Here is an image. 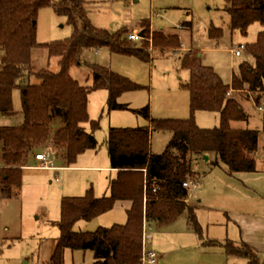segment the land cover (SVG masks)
Returning a JSON list of instances; mask_svg holds the SVG:
<instances>
[{
  "label": "trees",
  "instance_id": "16d2710c",
  "mask_svg": "<svg viewBox=\"0 0 264 264\" xmlns=\"http://www.w3.org/2000/svg\"><path fill=\"white\" fill-rule=\"evenodd\" d=\"M226 1L232 29L247 33L253 22L264 24V0ZM45 6L54 7L68 18L73 26L69 37L49 42L38 40V14ZM182 24L191 27L192 20ZM150 25V18L142 20L145 37L140 45L129 39L127 26L109 30L95 25L86 0H0V114L13 112L17 87L24 114L23 121L17 124L1 123L0 119L2 160L12 150L25 152V148L33 149L50 140L66 164L74 162L83 150L98 147L94 131L84 125L91 121L94 128L98 126V121L89 116V92L109 88L110 109L130 108L129 103L118 100L119 96L145 85L106 64L86 58L85 54L90 49L108 47L112 52L149 60L151 45H183L179 31L163 28L151 31ZM146 35L151 36L146 39ZM35 46L47 47L51 56L59 55V70H34L31 59ZM245 48L254 55L255 62L242 61L229 83L212 66L203 64V71L196 70L202 62L200 57L186 53L184 63L193 68L190 81L185 84L191 94L189 116L154 117L146 105L136 110L149 117L150 123L110 127L108 150L112 167L118 169L110 180V193L96 195L90 187L84 195L61 197V232L51 255L52 264H65L66 248L92 249L91 264H141L146 225L172 223L186 211L188 222L203 245H222L230 255L244 256L250 264H264L260 248L253 243L244 239L236 242L229 238L224 241L206 238L197 220L196 206L187 201L191 185L184 184L186 180H200V172L192 169L194 153H217L219 157L213 164L226 163L230 173L258 167L260 129L235 127L232 122L249 117L240 94L246 93L264 106V27ZM75 64L89 67L92 77L89 85L72 75L71 67ZM199 110L218 111L219 124L200 125L196 118ZM155 129L173 131L168 146L161 152L152 150L151 136ZM11 146L12 149L8 148ZM22 170V166L8 162L0 165L1 197L19 193ZM121 199L131 201L125 222L100 225L94 230L74 228L78 220L92 219L112 209Z\"/></svg>",
  "mask_w": 264,
  "mask_h": 264
},
{
  "label": "rangeland",
  "instance_id": "374dc122",
  "mask_svg": "<svg viewBox=\"0 0 264 264\" xmlns=\"http://www.w3.org/2000/svg\"><path fill=\"white\" fill-rule=\"evenodd\" d=\"M86 5L90 8L94 24L109 30L121 26L130 29L141 26L143 29V18H150L155 28L170 29L178 26L177 30L185 41L184 46L189 49H162L152 45L149 60L112 52L108 47L86 52V58L106 64L145 87L122 93L118 100L129 103L131 107L120 109L109 108V88L91 90L88 95V112L91 119L98 121V126L94 128L91 121L84 125L94 131L98 147L83 150L71 164H66L57 154L56 163L66 166L60 171L59 185L51 182L47 170L26 166L22 170L19 193L0 196V264H52L51 255L61 232L59 220L62 204L53 191H59L62 197L84 195L90 187H93L96 195L110 193L108 185L111 176L116 174L107 168L110 163L107 144L110 127L150 123L149 117L141 110H136L146 105L150 106L154 117L189 116L191 94L185 84L190 81L193 68L184 63L186 53L199 56L201 63L212 66L229 83L234 71H239L242 61L255 62L254 55L241 47V44L245 46L248 41L255 40L259 30L264 27L263 23L255 21L247 33L232 29L226 0H86ZM185 19L192 20L191 27H179ZM72 31L73 26L68 18L59 14L54 7L45 6L40 9L37 24L39 41L66 39ZM150 36L146 35V39ZM136 42L140 45L144 43L142 38ZM237 48H241V54L235 53ZM59 59V55L51 56L45 46L32 49L31 65L34 70H59ZM71 73L83 84L89 85L92 81L90 69L85 64L72 65ZM240 95L239 99L249 117L234 120L232 124L235 127L260 129L258 170L229 174L224 162L221 161L222 166L213 164V160L219 157L217 153H212L211 160L203 154L192 155V169L200 171L203 176L199 182L191 184L190 205L196 206L197 220L203 227L205 237L221 241L229 238L239 242L242 239L241 230L235 224L230 209H255V212L264 210V201L259 207L257 204L247 205V199L253 194H264V106L261 107L246 93ZM14 103L13 112L1 123L17 124L23 121L18 87L14 89ZM196 118L202 126H215L220 122L218 111L199 110ZM172 136L171 129H155L151 136L153 151H163ZM49 143L52 140L33 149L25 148V152L12 150L6 160L3 158V162L12 165L37 164L39 161L34 154L45 149ZM8 148L12 149V146ZM2 149L0 145V151ZM248 185L253 189L250 190ZM127 217L126 204L119 202L92 219L78 220L74 228L94 230L100 225L125 222ZM188 221L186 211L172 223L153 222L146 225V242L161 254L154 264H227L222 257L225 255H221L217 247H205L200 243L199 234ZM260 245L264 251V245ZM260 255L264 256V253ZM93 260L94 251L90 248L65 250V264H91Z\"/></svg>",
  "mask_w": 264,
  "mask_h": 264
},
{
  "label": "crops",
  "instance_id": "0c3cea01",
  "mask_svg": "<svg viewBox=\"0 0 264 264\" xmlns=\"http://www.w3.org/2000/svg\"><path fill=\"white\" fill-rule=\"evenodd\" d=\"M90 9V8H89ZM144 19V18H143ZM186 20V19H185ZM185 20H183V21H185ZM183 21L181 22V24H180V26L179 27H181V28H185L184 27V25L182 24L183 23ZM182 25V26H181ZM141 27V26H140ZM178 26H174V28H170V29H167V30H172V31H178L177 28ZM118 28H120V27H118ZM117 28V29H118ZM150 29H151V31H154V29H156L155 27H152V25H150ZM163 29H165V28H163ZM116 30V29H115ZM182 30V29H181ZM180 34H181V32H180ZM182 37V36H181ZM183 40V39H182ZM184 43H185V41H183V45L181 46V47H160V48H162V49H167V48H183V49H185V50H187V49H189L188 48V46L187 47H185L184 46ZM152 46V45H151ZM154 47V46H153ZM153 49V48H152ZM199 55L201 56V53H199ZM205 65V64H204ZM11 114V112H5V113H2V114H0V115H2V117H1V119L2 120H4V119H6L8 116L7 115H10ZM151 144H152V140H151ZM152 148H153V145H152ZM153 150V149H152ZM208 155V157H206L208 160H211L212 159V153H210V154H207ZM206 155V156H207ZM109 157H110V155H109ZM31 158H33V157H31ZM110 159V158H109ZM257 160H258V157H257ZM3 163V160L2 159H0V165ZM222 162H220V164L219 165H215V166H222ZM226 164V163H225ZM16 165H18V164H16ZM227 165V164H226ZM20 166H22L23 168H26V166L25 165H20ZM28 168H30V167H28ZM31 168H35V167H31ZM107 168L109 169V170H111V171H115L116 172V174L114 175V177L117 175V170L118 169H116V168H114V167H112V164H111V159H110V163H109V165L107 166ZM227 168H228V173L229 174H233V173H230L229 172V167H228V165H227ZM43 169V168H42ZM258 170V168L256 169V170H242V171H236V172H234V173H240V172H248V171H257ZM200 172V171H199ZM202 176H203V174L200 172V180L202 179ZM111 178H113V176H111ZM111 180V179H110ZM199 182V181H198ZM110 184V183H109ZM110 185H108V187H109ZM248 187H249V189L251 190V189H253L250 185H248ZM108 191H109V188H108ZM53 193H54V196H56V198H58V199H60L61 200V194H60V192L59 191H57V190H54L53 191ZM190 193H191V191H190ZM187 201H188V203L190 204V195H189V197L187 198ZM262 201H264V194L263 193H259V192H257V193H255V194H253L251 197H249L248 199H247V202H248V206H252V205H254V204H257L258 205V207L261 205V203H262ZM119 202H121V203H124V204H126V211H127V208L130 206V204H131V201L130 200H128V199H121V200H118L117 202H116V204L117 203H119ZM231 210V213H232V216H233V219H235V224L236 225H238L239 226V228H240V230H241V238L242 239H244V240H246V241H248V242H250V243H253V244H255L256 246H258L259 248H260V250H261V252H260V254L261 253H264V251L261 249L262 248V245H260V244H263L264 245V210L262 209V210H259V211H257V212H255L254 210L255 209H246V210H244V209H235V208H232V209H230ZM146 230V229H145ZM144 239H146V236L144 237ZM241 239V240H242ZM240 240V239H239ZM240 240V241H241ZM200 243H202L201 242V239H200ZM147 245H148V242H147ZM203 245V244H202ZM203 246H205V245H203ZM222 246V245H221ZM148 247L149 248H151L149 245H148ZM205 247H213V245H209V246H205ZM215 247H217L221 252V255H225V257H226V259H225V257L224 256H222L223 257V261H226V263L228 264V263H234V264H250L249 263V261H248V259L246 258V257H244V256H239V255H230V254H228L227 252H226V250H225V248L223 247H219V246H215ZM222 248V249H221ZM160 253V252H159ZM161 255V254H160ZM263 256V255H262ZM262 256H261V258H262ZM263 258H264V256H263ZM262 258V259H263ZM264 260V259H263ZM222 261V262H223Z\"/></svg>",
  "mask_w": 264,
  "mask_h": 264
},
{
  "label": "built area",
  "instance_id": "2783aa9c",
  "mask_svg": "<svg viewBox=\"0 0 264 264\" xmlns=\"http://www.w3.org/2000/svg\"><path fill=\"white\" fill-rule=\"evenodd\" d=\"M142 30L140 26L132 27L128 33V37L131 40H138L140 38L145 37L142 35ZM241 47H245L243 44H241ZM242 50L241 48H237L235 50L236 54H241ZM204 67L203 63H200L197 66L198 70H202ZM1 119V116H0ZM34 157L39 161L37 164H26L27 167H35V168H43L47 170V172L51 175V182L54 184L59 185L61 183V177H60V171L61 169H64L66 166L64 165H58L56 163L57 158V150L56 147L53 145V143H49L47 147L43 150H39L37 153L34 154ZM192 181H184V184L186 186L191 185ZM160 253L156 249L149 248L146 242V239H144V247H143V253L141 258V264H154L159 260Z\"/></svg>",
  "mask_w": 264,
  "mask_h": 264
},
{
  "label": "water",
  "instance_id": "95a60500",
  "mask_svg": "<svg viewBox=\"0 0 264 264\" xmlns=\"http://www.w3.org/2000/svg\"><path fill=\"white\" fill-rule=\"evenodd\" d=\"M145 34V32L144 31H142V35H144ZM2 68V65H1V63H0V69ZM206 157H208V155L206 156Z\"/></svg>",
  "mask_w": 264,
  "mask_h": 264
}]
</instances>
